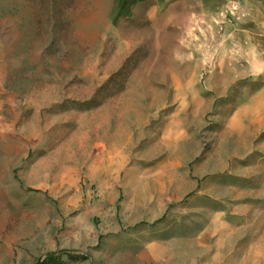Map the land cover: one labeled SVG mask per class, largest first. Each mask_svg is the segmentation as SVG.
I'll return each instance as SVG.
<instances>
[{
  "label": "rangeland",
  "instance_id": "obj_1",
  "mask_svg": "<svg viewBox=\"0 0 264 264\" xmlns=\"http://www.w3.org/2000/svg\"><path fill=\"white\" fill-rule=\"evenodd\" d=\"M225 0H0V264H264V26Z\"/></svg>",
  "mask_w": 264,
  "mask_h": 264
},
{
  "label": "crops",
  "instance_id": "obj_2",
  "mask_svg": "<svg viewBox=\"0 0 264 264\" xmlns=\"http://www.w3.org/2000/svg\"><path fill=\"white\" fill-rule=\"evenodd\" d=\"M225 2L230 8V12H234V8L245 7V13L250 14L252 18L258 21L260 19L264 21V0H225Z\"/></svg>",
  "mask_w": 264,
  "mask_h": 264
},
{
  "label": "trees",
  "instance_id": "obj_3",
  "mask_svg": "<svg viewBox=\"0 0 264 264\" xmlns=\"http://www.w3.org/2000/svg\"><path fill=\"white\" fill-rule=\"evenodd\" d=\"M39 264H43V262L39 263Z\"/></svg>",
  "mask_w": 264,
  "mask_h": 264
}]
</instances>
